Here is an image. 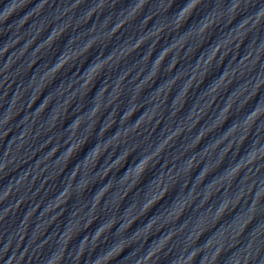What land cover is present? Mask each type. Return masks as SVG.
<instances>
[{
  "label": "water",
  "instance_id": "95a60500",
  "mask_svg": "<svg viewBox=\"0 0 264 264\" xmlns=\"http://www.w3.org/2000/svg\"><path fill=\"white\" fill-rule=\"evenodd\" d=\"M59 264H264V0Z\"/></svg>",
  "mask_w": 264,
  "mask_h": 264
}]
</instances>
